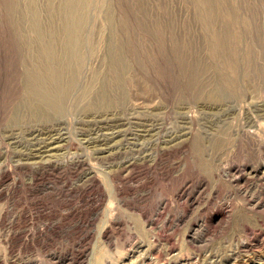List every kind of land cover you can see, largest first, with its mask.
<instances>
[{
  "label": "rangeland",
  "instance_id": "374dc122",
  "mask_svg": "<svg viewBox=\"0 0 264 264\" xmlns=\"http://www.w3.org/2000/svg\"><path fill=\"white\" fill-rule=\"evenodd\" d=\"M64 4L0 0V264H154V250L161 264H264V0H69L107 42L117 23L127 85L106 107L13 123L24 38Z\"/></svg>",
  "mask_w": 264,
  "mask_h": 264
},
{
  "label": "bare ground",
  "instance_id": "6f19581e",
  "mask_svg": "<svg viewBox=\"0 0 264 264\" xmlns=\"http://www.w3.org/2000/svg\"><path fill=\"white\" fill-rule=\"evenodd\" d=\"M64 1L65 4L62 11L63 16H61L58 21H34L31 25L33 33L24 38V45L28 51L27 53L30 60V65L27 67V72L25 73L23 79V93L19 98V102L15 105L13 111L11 118V122L13 123H17L18 121L37 122L42 124L52 123L56 119L63 118L66 115L75 116L76 113L85 111L86 108L88 109L89 107H92V101L94 102L96 100L98 103L105 104L106 107L110 102L107 92H110L111 88L113 90V87L121 88L122 90V88L127 85V82L131 76L130 65L126 58L129 43L126 37L121 35L119 36L117 33H115L118 28L117 23H115L112 19L109 20V23L114 28V33H111L109 42H107L103 37H100L101 35H99V33L96 34L90 31L91 27L94 26L91 19H87L85 16L77 13H75L76 16H74L75 11L70 7L67 8L66 12V6L69 0ZM215 58L217 61L221 60V57L218 54ZM111 81L115 82L116 85H114ZM153 126L155 127L154 124ZM58 141H60V138L53 137L45 140L46 143L43 141L45 143L43 144L46 146L39 148L34 154H27L28 161L32 160L33 158L36 160L44 159L42 158L44 150ZM86 178L87 182L90 183L88 184L90 187L87 189L92 192L95 182L93 178L90 177L89 173L86 174ZM81 186L82 184L77 185L76 189L83 192L85 195L87 189L85 190V188ZM103 201L104 200L101 199L98 201L92 200L90 204H102L104 203ZM85 204L87 205L86 202ZM83 206L85 205H83L82 202V210ZM46 207L47 206L44 208ZM74 207H76V205ZM79 211L81 210L79 209ZM83 211H81V213H83ZM87 213L90 214L91 212ZM79 214L80 212L74 210L69 216V218H72L71 220L73 227L77 229L86 224V219L84 220V218L83 220H76V216ZM7 215L8 214L2 212L0 215V222L3 223ZM57 217L56 215L49 217V219L46 217V223L48 222V225L51 229L57 230V228H61V225L58 222L59 220H56ZM64 221L66 222V220ZM152 223L155 224L154 222ZM158 234L159 233H157V235ZM137 235L138 233H135L134 236L136 237ZM131 237H133V235ZM151 238H153V236H151ZM154 245L155 240H151V246L149 247V250L154 248ZM170 246L173 247V245ZM152 254H154L153 256L155 257L153 259L154 264H161L165 261L163 255L160 252H156L154 250ZM140 259L142 260V256H140ZM111 260L115 261L112 256Z\"/></svg>",
  "mask_w": 264,
  "mask_h": 264
}]
</instances>
